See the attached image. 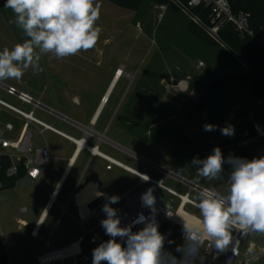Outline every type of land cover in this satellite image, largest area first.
<instances>
[{
	"label": "rangeland",
	"instance_id": "374dc122",
	"mask_svg": "<svg viewBox=\"0 0 264 264\" xmlns=\"http://www.w3.org/2000/svg\"><path fill=\"white\" fill-rule=\"evenodd\" d=\"M95 3L101 5L96 25L102 31L94 48L64 58L47 53L39 62L42 72L30 67L20 79L0 82L15 86L48 109L88 124L85 112H93L96 107L92 105L97 106L101 98V103L105 101L116 70L123 67L125 75L113 86L106 106L105 117L111 116L105 119L100 130L107 140L130 153L108 143L101 145V152L153 179L165 180L166 186L181 194L189 189L166 179L147 161L226 195L230 165H224L220 179L208 180L196 174V166L191 161L206 158L215 147L221 149L225 158L232 155L251 160L264 156V138L241 146L255 136L249 117L264 119V99L258 97L253 87L250 66L232 51V44L243 37L234 32L221 34L215 45L199 41L190 32V26L195 25L192 13L179 0H170L167 5L146 1L137 12L105 0H95ZM4 4L5 0H0V51L5 47L11 50L17 43L29 39L15 24V14ZM0 99L25 113L33 111L36 119L71 137L83 136L69 124L61 123L57 116L42 108L34 109L1 89ZM0 121L11 122L16 128L24 123L20 116L1 106ZM205 124L218 127L207 132ZM228 125L234 126L232 136L221 134L220 129ZM29 132L35 150L48 147L50 161L41 185H25L20 181L14 188L0 191V264H36L44 243L32 239L30 232L64 169L63 161L75 151L74 145L52 132L44 131L42 136L33 126ZM78 165L81 173L85 172L79 188L96 175L106 186L109 197H121L138 183L135 176L118 169L107 173L106 164L99 159L91 160L87 153H83ZM79 181L80 177L72 184L70 181L59 197L60 204L67 205L68 195ZM85 191L82 190L79 200ZM162 195L167 200L168 195ZM191 196L198 203L197 195ZM121 206L122 202L114 209L119 210ZM24 208L29 212L22 213ZM185 210L200 219L199 211L191 207ZM18 220L30 226L20 228ZM76 220L79 218L73 204L67 213L56 206L42 236L51 238L56 248L75 242L84 234ZM102 220L93 223L98 226L100 243L110 239L101 227ZM252 245L254 253L264 249V234L249 232L242 246L244 255H249ZM83 247H88L87 242Z\"/></svg>",
	"mask_w": 264,
	"mask_h": 264
},
{
	"label": "clouds",
	"instance_id": "9594fccd",
	"mask_svg": "<svg viewBox=\"0 0 264 264\" xmlns=\"http://www.w3.org/2000/svg\"><path fill=\"white\" fill-rule=\"evenodd\" d=\"M4 7L15 14V24L29 39L17 43L11 50L5 47L0 51V80H18L30 67L42 72L39 62L47 53L64 58L90 50L102 31L96 25L101 5L95 0H6ZM203 127L204 131L211 132L218 126L205 124ZM220 131L225 136L235 133L232 125ZM225 164L232 169L227 194L215 188L199 191L196 207L200 219L195 226L184 224L185 244L176 249L182 253L181 258L164 251L165 238L154 218L156 199L153 189L149 188L141 196L142 206L150 209L149 217L141 213L125 227H121L117 209L111 207L120 197H107L102 205L106 218L101 221V227L110 239L93 249L92 264H195L205 242L218 252L227 251L234 229L244 234H264V156L251 160L232 155L225 158L221 149L215 147L206 158L191 161L196 166V174L208 180L220 179ZM137 223L145 226L133 232L132 227ZM117 237L126 246L117 242Z\"/></svg>",
	"mask_w": 264,
	"mask_h": 264
},
{
	"label": "built area",
	"instance_id": "2783aa9c",
	"mask_svg": "<svg viewBox=\"0 0 264 264\" xmlns=\"http://www.w3.org/2000/svg\"><path fill=\"white\" fill-rule=\"evenodd\" d=\"M184 7L192 13V21L194 24L197 27H201L207 37L212 41L218 42L222 30L227 25H231L240 36L243 38H252L264 50V17L259 33L255 34L250 27V14L244 11L234 12L228 0H190ZM162 8L165 10L164 7ZM118 73L119 71H117ZM0 89L20 102L33 106L34 109L42 108L49 114L58 116L57 112L42 106L31 95L20 91L15 86H7L0 82ZM0 106L17 114L24 120V123L19 128H16L11 122L4 123L0 121V171L5 172L6 178L5 181H0V191L5 190L10 182L16 179L17 181L25 179L30 183L38 184L48 167L49 149L46 147L35 150L32 143V135L29 132L31 126L39 129L42 136L44 135V131H49L71 141L78 148H80L79 142L85 143L84 140H75L52 126L36 119L33 111L29 114L25 113L1 99ZM62 119L63 121L68 120L64 116ZM248 121L252 123L255 136L252 139L242 142V147L264 138V119L249 117ZM83 149L90 150L94 153L89 147H84ZM94 149L98 151V147ZM94 154L107 162V170H112L116 167L131 173L138 179V183L126 191L120 197L118 203L111 205L114 208L122 202L121 208L117 210L118 216L121 219V227L130 225L141 213L145 217H149L150 209L142 206L141 196L149 188L153 189V195L156 199L154 218L159 225V232L165 238L164 251L171 253L178 259L181 258L182 253L176 251V249L177 246L185 244L186 234L184 232V224L186 222L189 225L195 226L199 220V218L190 214L185 209L191 207L199 211L196 207L197 202L191 198V194L198 195L199 191L204 187L177 176L166 168L156 166V170L161 172L166 179H173L189 189L186 194H181L166 186L165 180L163 179H153L138 171L132 170L123 163L103 153L98 152ZM22 173L23 176L20 177ZM143 177L148 179L145 180ZM163 193L168 195L167 200L164 199ZM104 203L100 207L95 208L90 214L80 218L78 223L83 229L84 234L76 243L56 248L52 245L51 239H43L44 247L37 257L36 264H92L93 249L100 244L98 226L93 225V223L99 219L106 218L105 213L102 211V205ZM57 205V196L56 193H53L49 196V200L44 207L43 216L50 214ZM26 211L24 209L23 213ZM18 224L22 228L29 227L26 222L21 220L18 221ZM144 226L142 223H137L132 227V231L138 232ZM38 227L39 224L31 233L34 238L39 237ZM232 235V243L228 246L227 251L224 252H218L214 246L205 242V245L199 250L195 264H257L258 262L264 264V250L254 253L255 248L251 247L249 255H244L242 251V246L246 242L249 233L244 234L240 230L234 229ZM116 240L126 246L120 237H117ZM86 242L88 247L84 248L83 245ZM75 245H78L79 248H75ZM169 248H173L171 252H169ZM250 254L252 255L250 256ZM201 257L203 258L202 260L200 259ZM101 264H107V262H101Z\"/></svg>",
	"mask_w": 264,
	"mask_h": 264
},
{
	"label": "crops",
	"instance_id": "0c3cea01",
	"mask_svg": "<svg viewBox=\"0 0 264 264\" xmlns=\"http://www.w3.org/2000/svg\"><path fill=\"white\" fill-rule=\"evenodd\" d=\"M123 70V67H120L116 70V72L118 70ZM119 82V81H118ZM117 83V82H116ZM114 83L113 85L111 84L110 87L108 88V91L109 89L116 84ZM111 88V89H112ZM108 93V92H107ZM107 95V94H106ZM102 99V98H101ZM101 99L99 100L98 102V105L97 106H94L92 105L93 107H96V109L93 111V112H85V121L88 122V124H82L76 120H74L70 115H62L60 113V115L66 117L68 120L67 121H63L62 117L61 116H57L58 120L60 119L61 120V123L63 124H69L70 126H72L73 128L79 130L83 136L79 139H76L74 137H71L70 135L64 133L63 131H61L62 133H64L65 135L75 139V140H84L86 145L89 146L90 148L94 149L95 147H98V152L102 153L101 152V145L103 143H108L109 145H111L112 147H115V148H118V149H121L125 152H128L130 153L129 151L125 150L124 148H122L121 146L117 145L116 143L110 141V140H107L105 138V135L102 134V130H100L101 126L104 125V121L105 119L106 120H109L111 114L109 116H107L106 114V117H105V112L107 110L106 105H103L101 103ZM109 102H110V99H109ZM88 103L89 104H93V102H90V100H88ZM95 104V103H94ZM97 114V115H96ZM83 117V116H82ZM105 117V118H104ZM56 129V128H55ZM58 130V129H57ZM60 131V130H59ZM91 133H90V132ZM54 134V133H53ZM89 134V135H88ZM56 135V134H55ZM59 136V135H57ZM61 137V136H59ZM63 138V137H61ZM64 140H66L67 142H69L70 144L74 145L75 146V151L74 153L72 154L71 157L67 158L66 160H64L63 162L65 163V166H64V169L60 172V176L58 178V181H57V184L53 190L52 193L49 194L52 195L53 193H56V196H57V200H58V205L57 206H60L64 212H68V207L73 204V209L75 210V212L77 213L78 215V218L79 220H76L77 223L78 221H80V218L81 217H85L86 215L90 214L95 208H98L100 207V205L104 202H106V199L108 196V191H107V188L106 186L104 185V183L99 179L98 176H93L91 177L88 182L82 187V188H79V184L82 180V178L84 177V174L85 172L81 173L82 170L79 169V161L81 160V157L83 155V153H87L89 155V157L91 158V160H95V159H99L101 160L102 162H104L106 164L105 166V171L107 173H112L115 169H118L120 171H123L127 174H129L130 176H133L131 173L125 171V170H122V169H119V168H113L112 170H107V162L104 161L103 159H101L100 157H98L96 154L92 153L90 150H87V149H83V148H78L74 143H72L71 141L63 138ZM97 143V144H96ZM80 149V150H79ZM105 154V153H103ZM132 154V153H131ZM106 155V154H105ZM134 155V154H133ZM108 156V155H107ZM136 156V155H135ZM110 157V156H109ZM138 157V156H137ZM112 158V157H111ZM114 159V158H113ZM144 160V159H143ZM49 161H50V150H49ZM146 161V160H145ZM147 163H149V165L152 166L153 169L156 170V166L158 167H161L155 163H152L150 161H147ZM49 165V163H48ZM125 165V164H124ZM126 167L132 169V170H135L127 165H125ZM48 168V167H47ZM163 168V167H161ZM137 171V170H135ZM139 173H142L140 171H138ZM45 174H46V171L43 175V177L41 178V180L39 181L38 184L36 185H41L42 181L44 180L45 178ZM82 174V175H81ZM144 174V173H142ZM144 175H147V174H144ZM148 176V175H147ZM76 177H80V181L78 183V185L76 186V188L74 189V191L68 195L69 199H68V202H67V205H62L59 203V197L63 194L66 186L70 183V181H72L70 184L73 183V181L76 179ZM22 181L25 185L30 183L29 181L25 180V179H21V180H18L16 181L15 183V186L17 185L18 182ZM33 184V183H32ZM14 186V187H15ZM13 187V188H14ZM79 188V189H78ZM86 190L85 193L82 194V199H78L80 193L82 192V190ZM98 193H101L102 195H98ZM49 200V199H48ZM48 200L45 202L44 204V207L46 205V203L48 202ZM44 207L42 209V212H41V215L39 217V219L37 220V222L35 223L33 229L31 230L30 232V235L32 233V231L34 230V228L39 224V237L38 238H34L32 235V239H35V240H39L40 242L42 241L43 242V239H51V238H46V237H43L42 236V232L45 228V225H46V222L48 221V218L50 217V215L52 214V211L50 214H47V215H44L43 216V212H44ZM26 209V208H24ZM23 209V210H24ZM55 209V208H54ZM22 210V211H23ZM27 211L25 213H28L29 210L26 209ZM23 213V212H22ZM19 221V220H18ZM25 222V221H24ZM27 223V222H26ZM28 224V223H27ZM29 225V224H28ZM78 225L80 226V224L78 223ZM30 226V225H29ZM81 227V226H80ZM21 228V227H20ZM82 237V236H81ZM80 238V237H79ZM79 240V239H78ZM77 240V241H78ZM77 241L75 242H71L67 245H71L73 243H76ZM44 243V242H43ZM66 245V246H67ZM64 247V246H63ZM252 247H254L252 245ZM255 248V247H254ZM260 250H264V249H260Z\"/></svg>",
	"mask_w": 264,
	"mask_h": 264
},
{
	"label": "trees",
	"instance_id": "16d2710c",
	"mask_svg": "<svg viewBox=\"0 0 264 264\" xmlns=\"http://www.w3.org/2000/svg\"><path fill=\"white\" fill-rule=\"evenodd\" d=\"M115 6L137 12L139 11L146 1H151L157 5H167L170 0H105ZM185 5L190 0H179ZM233 11H244L250 14V27L255 32L259 33L260 26L264 17V0H228ZM6 2V0H5ZM191 34L201 42H205L209 45H215L214 41L209 39L207 35L202 32L196 25L190 26ZM237 33L233 26L227 25L221 32L222 35H231ZM232 51L234 54L245 61L253 73V87L258 94L259 98L264 99V50L258 45V43L252 38L245 37L236 39L232 44ZM217 83L214 86H216ZM23 176V173L20 177ZM5 172L0 171V181H5ZM16 180H12L10 184L5 188L9 190L15 186Z\"/></svg>",
	"mask_w": 264,
	"mask_h": 264
},
{
	"label": "bare ground",
	"instance_id": "6f19581e",
	"mask_svg": "<svg viewBox=\"0 0 264 264\" xmlns=\"http://www.w3.org/2000/svg\"><path fill=\"white\" fill-rule=\"evenodd\" d=\"M119 71V73L115 76V78H114V80H113V82H112V85L114 84V83H116V82H118V81H120L121 80V78L125 75V73L123 72V70L121 69V70H118ZM112 88V87H111ZM109 89V91H108V93H107V95H106V99H105V101L102 103L103 105H106V104H108V102H109V97H110V93H111V91H112V89ZM97 115V114H96ZM90 132V131H89ZM91 133V132H90ZM89 135V134H88ZM79 146H80V148H84V147H89V146H87L84 142H79ZM89 149H92V148H90L89 147ZM80 150V149H79ZM92 151L94 152V153H98V151L96 150V149H92ZM100 153V152H99ZM75 248H79V246L78 245H75L74 246Z\"/></svg>",
	"mask_w": 264,
	"mask_h": 264
},
{
	"label": "water",
	"instance_id": "95a60500",
	"mask_svg": "<svg viewBox=\"0 0 264 264\" xmlns=\"http://www.w3.org/2000/svg\"><path fill=\"white\" fill-rule=\"evenodd\" d=\"M58 116H61V117H63L62 115H60V114H58Z\"/></svg>",
	"mask_w": 264,
	"mask_h": 264
},
{
	"label": "snow or ice",
	"instance_id": "6c2138e0",
	"mask_svg": "<svg viewBox=\"0 0 264 264\" xmlns=\"http://www.w3.org/2000/svg\"><path fill=\"white\" fill-rule=\"evenodd\" d=\"M35 174V173H34Z\"/></svg>",
	"mask_w": 264,
	"mask_h": 264
}]
</instances>
